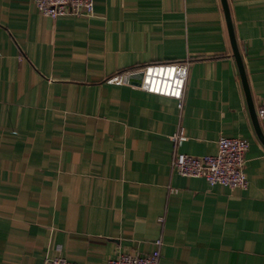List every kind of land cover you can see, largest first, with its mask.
Masks as SVG:
<instances>
[{
  "label": "crops",
  "instance_id": "1",
  "mask_svg": "<svg viewBox=\"0 0 264 264\" xmlns=\"http://www.w3.org/2000/svg\"><path fill=\"white\" fill-rule=\"evenodd\" d=\"M226 2L256 113L264 0ZM180 60V107L105 81ZM219 135L248 140L244 188L171 167L176 151L215 153ZM157 238L159 264H264V143L221 0H94L90 15L56 18L0 0V264H105Z\"/></svg>",
  "mask_w": 264,
  "mask_h": 264
},
{
  "label": "built area",
  "instance_id": "2",
  "mask_svg": "<svg viewBox=\"0 0 264 264\" xmlns=\"http://www.w3.org/2000/svg\"><path fill=\"white\" fill-rule=\"evenodd\" d=\"M36 8L44 15L56 18L60 15H90L94 9V0H32ZM141 73L139 83L131 81L132 73ZM188 74L185 60L161 63H146L136 69L113 73L105 78L112 84H127L146 92L167 96L182 105L183 91ZM256 114L264 119V99L256 108ZM175 145L186 139L183 127L179 126L171 136ZM248 140L243 137L219 135L216 151L212 154L192 155L175 152L171 167L183 176L202 177L210 185L222 184L230 188L246 187L247 177L244 171L245 151ZM161 239L154 241V248L146 254L119 253L109 258L105 264H159ZM37 264H77L62 256H49Z\"/></svg>",
  "mask_w": 264,
  "mask_h": 264
},
{
  "label": "water",
  "instance_id": "3",
  "mask_svg": "<svg viewBox=\"0 0 264 264\" xmlns=\"http://www.w3.org/2000/svg\"><path fill=\"white\" fill-rule=\"evenodd\" d=\"M221 4H222L224 15H225V20H226V24H227V29H228V34H229L233 54L235 56V59H236L237 65H238V69H239V72L241 75L242 85H243V88L245 91V95H246L247 103L249 106L252 122H253V125H254V128L256 130L258 137L264 143V136H263V134L259 128L257 116H256L255 109H254L252 101H251V95L249 93L247 81L245 78V72H244L242 61H241L240 53H239V50L237 49V44L235 41V36L233 33V27H232V23H231V19H230L229 10H228L226 0H221ZM140 77H141V73H139V72H135V73H132L130 75L131 81H134L136 83H139Z\"/></svg>",
  "mask_w": 264,
  "mask_h": 264
}]
</instances>
